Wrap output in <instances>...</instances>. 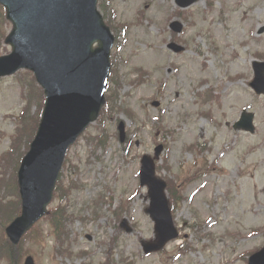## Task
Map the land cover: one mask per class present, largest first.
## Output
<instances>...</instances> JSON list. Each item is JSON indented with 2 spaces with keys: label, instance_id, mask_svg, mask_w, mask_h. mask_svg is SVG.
<instances>
[{
  "label": "rangeland",
  "instance_id": "obj_1",
  "mask_svg": "<svg viewBox=\"0 0 264 264\" xmlns=\"http://www.w3.org/2000/svg\"><path fill=\"white\" fill-rule=\"evenodd\" d=\"M99 9L117 37L107 109L67 154L49 206L64 233L43 218L18 264L28 254L36 264H248L264 247V94L250 86L254 60H264V0H197L187 9L175 0H101ZM174 19L184 23L180 34L169 28ZM11 28L0 19V55L11 52ZM172 40L185 51L170 50ZM44 101L32 73L0 78V245L18 211L6 187L15 177L8 151L18 144L13 152L23 154ZM245 109L254 133L233 127ZM160 144L157 174L180 236L145 254L155 224L139 172ZM0 264H9L1 251Z\"/></svg>",
  "mask_w": 264,
  "mask_h": 264
},
{
  "label": "water",
  "instance_id": "obj_2",
  "mask_svg": "<svg viewBox=\"0 0 264 264\" xmlns=\"http://www.w3.org/2000/svg\"><path fill=\"white\" fill-rule=\"evenodd\" d=\"M196 1L176 0L183 8ZM0 3L13 23L6 38L13 50L0 56V76L29 69L46 95L37 134L18 171L22 212L6 228L10 240L17 245L38 220L49 214L48 205L70 146L98 119L106 103L115 38L97 9L98 0H0ZM170 27L180 33L183 24L174 21ZM169 48L175 52L184 50L176 43H170ZM254 69L251 85L258 93H264V62H254ZM253 121L254 114L244 111L235 128L254 132ZM120 136L125 141L123 122ZM163 149V145L156 148L155 159L160 158ZM155 159L144 155L140 172L142 186L149 188L147 212L155 222L156 233L155 240L142 242L146 253L162 249L179 234L166 194L167 183L156 175ZM122 227L132 231L126 221ZM25 264H35L33 257L28 256ZM249 264H264V248L250 257Z\"/></svg>",
  "mask_w": 264,
  "mask_h": 264
},
{
  "label": "trees",
  "instance_id": "obj_3",
  "mask_svg": "<svg viewBox=\"0 0 264 264\" xmlns=\"http://www.w3.org/2000/svg\"><path fill=\"white\" fill-rule=\"evenodd\" d=\"M2 18H4V14H3V9H2V7L0 6V19H2ZM28 126V125H27ZM29 127V126H28ZM34 135V134H33ZM29 141L27 142V144H26V146H25V148L27 149L28 148V146H29ZM17 146H18V144H16V145H14L13 146V149L11 150V151H9L8 152V154H12L11 156H13L12 157V159H13V165H14V167L13 168H15V169H17V167H18V163H19V161L21 160V158H22V156H23V154H22V152H20V151H17V152H13L14 150H15V148H17ZM19 152L21 153V155L19 154ZM24 153V152H23ZM17 181L14 179L13 180V186L11 187V182L9 181L8 183H7V185H6V187L8 188V190H9V192L10 193H12V195H14V196H16V207H17V209L18 210H20V198H19V194H18V188H17V183H16ZM5 192H7V191H5ZM13 209H14V207H13ZM19 211H17V213H18ZM17 213H15L14 214V216L15 215H17ZM14 216H12L11 218H10V220L14 217ZM58 220V218L55 216L54 218H53V226H54V230H55V232L56 233H58V231H59V229H60V224L59 223H57L56 221ZM63 228V227H62ZM60 229V234L61 233H64V232H62V230L63 229ZM0 251H1V253L3 254V256L5 257V258H7V259H10L11 261H13L14 260V258H15V248H14V246L5 238V240H2V244L0 245Z\"/></svg>",
  "mask_w": 264,
  "mask_h": 264
}]
</instances>
